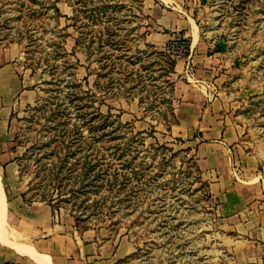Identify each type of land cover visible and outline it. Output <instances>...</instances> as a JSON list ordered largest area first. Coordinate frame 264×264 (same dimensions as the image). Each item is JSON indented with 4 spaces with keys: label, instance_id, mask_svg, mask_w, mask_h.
Here are the masks:
<instances>
[{
    "label": "rangeland",
    "instance_id": "1",
    "mask_svg": "<svg viewBox=\"0 0 264 264\" xmlns=\"http://www.w3.org/2000/svg\"><path fill=\"white\" fill-rule=\"evenodd\" d=\"M54 1L0 0V49L21 50L23 77L34 93L32 103L19 108L12 122L16 174L6 177L7 188L12 194H25L26 203L42 202L48 174L42 166L57 163L65 175L74 171L72 180L68 176L64 181L65 194L60 198L69 199L71 189L78 190L98 173L94 192L61 203L55 212L63 231L91 232L113 247L120 244L132 252L124 264H243L234 250L244 249L232 230L236 208L224 216L221 206L225 201L229 207L235 205L240 198L249 201L248 208L264 202V0H139V4L109 0L127 7L117 18L126 29L122 35L132 53L146 54L134 64L124 63L123 73L115 70L100 85L96 84L99 65L91 56V26L82 31L86 37L72 26L73 0L58 3L63 17L56 19L54 11L45 8ZM155 7L190 24L194 21L199 40L215 56L212 67L202 73L204 79L194 75L193 61L189 78L185 61L183 73L176 76V66L159 56L168 43L161 50L148 42L151 34L162 30ZM178 34L192 45L191 29ZM31 41L34 45L27 47ZM52 43L63 45L65 58H55ZM52 65L60 66L54 70ZM181 81L185 92L192 89L202 96V118L212 115L229 121L233 137L227 140L218 167L202 162L208 153L204 146L200 151V130L213 128H198L191 122L195 101L179 103ZM71 82L79 85L81 101H70ZM77 105L82 110L77 111ZM97 108L122 124L118 139L94 140L89 114ZM83 113L86 120L79 118ZM184 116L191 119L187 125L179 121ZM57 126L70 131L81 126L83 135L80 144L66 139L58 157L51 155L57 148L51 141ZM122 150L125 157L118 160ZM91 153L103 166L87 177L85 163L91 162ZM223 170L229 171L233 184L244 188L243 195L231 190L225 199L217 196L212 184L220 175L213 171ZM116 171L122 177L115 185ZM83 213L84 220H79Z\"/></svg>",
    "mask_w": 264,
    "mask_h": 264
},
{
    "label": "crops",
    "instance_id": "2",
    "mask_svg": "<svg viewBox=\"0 0 264 264\" xmlns=\"http://www.w3.org/2000/svg\"><path fill=\"white\" fill-rule=\"evenodd\" d=\"M155 13L157 24L162 30L151 34L148 42L163 50L166 43L177 37L178 33L184 34L186 29H191L194 75L198 79H204L202 73L212 67L215 56L209 54L210 46L199 40L194 21L191 20L190 24L180 15L160 7H155ZM21 59L22 52L17 47L0 49V264H124L123 260L132 253L125 247L122 248L120 244L113 247L96 235H91V232H65L51 206L44 202L26 203L22 193L12 194L7 188L9 179L6 177L16 174L12 171L16 163L12 147L14 115L19 108L32 103L34 99V93L29 90L27 79L23 77ZM183 69L184 61H177L176 76L182 74ZM183 86L184 81L177 83V98L182 100L179 102L181 105L195 101L191 104L195 118L191 121L184 116L179 117V121L186 125L190 121L195 122L198 128H213L210 131L200 130L203 142L200 151L203 146L207 149L205 153L208 154L202 156L205 158L202 162L206 167H218L226 150V142L231 141L233 137L227 126L229 121L212 115L202 118V96L194 94L192 89L185 92ZM213 173L220 175L216 183L212 184L217 196L225 199L231 190H238V194L243 195L244 188L232 183L229 171ZM249 204V201L240 198L235 205L233 202L229 207L225 201L221 206V213L229 216V210L236 208L237 214L232 219L236 224L232 230L238 233L237 239H243L245 242L237 243L239 248L244 249L234 248L239 260L244 261L243 264H264V202H254L248 208Z\"/></svg>",
    "mask_w": 264,
    "mask_h": 264
},
{
    "label": "trees",
    "instance_id": "3",
    "mask_svg": "<svg viewBox=\"0 0 264 264\" xmlns=\"http://www.w3.org/2000/svg\"><path fill=\"white\" fill-rule=\"evenodd\" d=\"M61 0H55L51 5H49L46 8V11L51 9L55 13V18L60 19L63 17L62 13L60 12V9L58 7V3ZM73 6L74 9V16L70 18L72 21V26L76 28V30L81 31L83 35H85V32H82L84 28H89L91 26V56H95L94 60L99 65V72L97 73V79L98 82L97 85H100L101 79L111 78L112 73L117 70L119 74L123 73V65L124 63L134 64L137 61H141L142 55L146 54L145 51H138L135 54L132 53V48H130L127 45V37L126 35H122V32L126 29L121 26V20L117 18V14L120 13L122 10H125L127 7L123 4L118 5L111 4L109 0H91L90 2L87 0H73ZM134 3H140L139 0H132ZM91 4V7H90ZM133 14L132 9L129 11ZM84 15V17H82ZM134 18H136V15H133ZM127 21V19L122 20V22ZM128 22V21H127ZM125 36V37H124ZM66 38V36H63ZM86 37V35L84 36ZM33 43V44H32ZM34 45V42H30L29 46ZM51 47H55V58H65L67 53L61 43H52ZM159 56L163 57L167 61L171 63L172 67L176 66V61L172 59V57L167 54L166 52H160ZM60 65H52L51 67L54 70H58ZM68 67V62L65 61L63 63V68L66 69ZM123 71V72H121ZM56 72V71H55ZM132 73V72H131ZM130 73V74H131ZM61 78V77H59ZM60 83V82H59ZM110 84V83H109ZM68 88H71L72 91H70V101L73 102L74 100L81 101L82 97L79 96V92L77 89H79V85L74 84L71 82V84H67ZM94 95H91V100ZM94 101H91V107ZM82 110L79 105H77V111ZM90 122H91V134L93 138H96L94 140H101L104 136H107L111 139V141L118 139L120 136L119 132L122 128V124L118 123L116 120L117 117L114 116L111 113H108L107 115L102 114L99 109H93L91 113L89 114ZM115 117V119H114ZM79 118L81 120H86L87 115L86 113L80 114ZM96 122V123H95ZM63 126H66L65 123H63ZM111 127V131H106L107 128ZM80 128L81 126L74 127L73 130H67V128H62L61 130L58 129V126L54 128V133L52 134L51 141L52 143L57 146L51 151V155L54 154L56 157L60 154V151H62V144L66 142V139L75 141L73 144H80L81 139L83 137ZM73 133V135H72ZM140 133H138L139 135ZM72 136H76L78 138H73ZM99 142V141H97ZM59 146V149H58ZM79 151H82V148L79 147ZM72 155H76V152L72 153ZM95 154L91 153V162L85 163V167L88 166L89 170L86 171V176H90L92 172H94L95 169L98 168L99 161H96V158L93 157ZM93 157V158H92ZM125 157V154L122 153L117 158L118 160H123ZM67 162V161H65ZM127 166L131 165V163L125 162ZM81 163H78L77 165H80ZM103 164H101L99 167H102ZM42 169L47 170L48 172L47 176L43 179L47 182L46 189L47 191H44L41 197V201L46 203L53 208V210L56 212L57 209L60 207L61 203L64 202H70L73 200H77L81 196L89 195V193L94 192L93 189L96 187L97 182V175L94 176L91 181L86 183L84 186L79 188L78 190H75L74 188L69 191V193H72L71 197L69 199H60L64 196V181L67 179L68 176L71 177L72 180V173L74 171H70L71 175H65L63 170V167H58L57 163H51L49 165L42 166ZM107 171V170H105ZM115 179L114 184L116 185L118 183V178L122 177V175H118V171L115 173ZM119 176V177H118ZM127 175H124V178ZM89 179V178H88ZM123 184V183H122ZM125 185V184H124ZM31 191V190H30ZM23 198L25 197V194H22ZM56 196V197H55ZM73 199V200H72ZM88 200V198H84L83 201ZM55 202V203H54ZM89 207L85 208L82 212L88 210ZM85 214H82V219L84 220ZM88 217L85 218V220Z\"/></svg>",
    "mask_w": 264,
    "mask_h": 264
},
{
    "label": "built area",
    "instance_id": "4",
    "mask_svg": "<svg viewBox=\"0 0 264 264\" xmlns=\"http://www.w3.org/2000/svg\"><path fill=\"white\" fill-rule=\"evenodd\" d=\"M165 52L172 58L185 61V73L189 78L191 75V62L193 59V49L190 41H188L185 36L181 35L179 37L177 36L172 38L168 41Z\"/></svg>",
    "mask_w": 264,
    "mask_h": 264
},
{
    "label": "bare ground",
    "instance_id": "5",
    "mask_svg": "<svg viewBox=\"0 0 264 264\" xmlns=\"http://www.w3.org/2000/svg\"><path fill=\"white\" fill-rule=\"evenodd\" d=\"M0 193H1V190H0ZM0 197H1V194H0ZM4 201V200H3ZM1 208H2V199H0V213H1ZM0 221H1V218H0ZM28 250V249H27ZM25 253V252H24ZM44 260V259H43Z\"/></svg>",
    "mask_w": 264,
    "mask_h": 264
},
{
    "label": "water",
    "instance_id": "6",
    "mask_svg": "<svg viewBox=\"0 0 264 264\" xmlns=\"http://www.w3.org/2000/svg\"><path fill=\"white\" fill-rule=\"evenodd\" d=\"M220 47H221V49H223L224 48V45L223 44H220Z\"/></svg>",
    "mask_w": 264,
    "mask_h": 264
}]
</instances>
